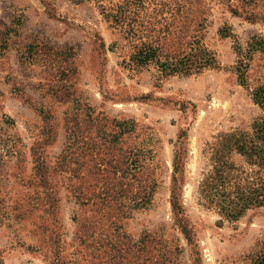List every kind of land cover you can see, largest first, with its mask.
I'll return each instance as SVG.
<instances>
[{"label": "rangeland", "instance_id": "rangeland-1", "mask_svg": "<svg viewBox=\"0 0 264 264\" xmlns=\"http://www.w3.org/2000/svg\"><path fill=\"white\" fill-rule=\"evenodd\" d=\"M142 1L146 34L179 50L164 53L182 56L199 41L215 64L188 76L134 65L121 30L98 9L121 0H0V264L105 262L75 240L74 218L96 209L80 205L79 194L92 192L86 169L100 146L86 122L78 144L69 140L66 119L78 107L83 121L90 108L93 117L126 122L131 131L120 135L113 154L129 157L138 147V183L154 184L147 208H123L121 226L133 241L144 233L162 236L163 253L177 248L170 264H253L264 254V207L219 224L192 200L203 143L221 131L248 129L263 115L255 96L261 91L264 103V0ZM179 147L185 151L181 203L193 245L173 227L170 185ZM41 160L44 170L37 173ZM130 178L118 194L127 204ZM144 249H136L139 264H148Z\"/></svg>", "mask_w": 264, "mask_h": 264}, {"label": "trees", "instance_id": "trees-1", "mask_svg": "<svg viewBox=\"0 0 264 264\" xmlns=\"http://www.w3.org/2000/svg\"><path fill=\"white\" fill-rule=\"evenodd\" d=\"M83 1V0H80ZM144 3L142 0H121L117 5L99 6L102 18L111 26L119 28L131 48L130 61L144 67L155 64L162 76L198 74L207 67H212L215 62L212 55L203 48L199 41L189 43L188 51L182 56L164 53L167 50V41L160 37H152L149 32L150 23L139 19ZM32 55V53H31ZM241 81H244L240 77ZM256 101L263 111V115L253 120L250 128H235L221 131L212 137V141L203 143L200 155L203 166L200 167L197 178L193 184L192 200L194 204L208 212L217 215L219 224H234L248 210L264 207V103L262 92L257 91ZM66 119L69 130V140L78 144L79 132L84 122L87 132L94 133L100 141L98 148H93L91 164L87 167V174L92 177L89 196L79 194L80 205L96 208L90 210L91 215L81 219L74 218L77 224L75 240L98 259L104 255L105 262L92 264H139L138 248H147L148 264H170L171 255L177 248L163 253L166 246L160 235L144 233L139 240L133 241L122 229V219L127 213L123 210L126 206L130 209H144L151 203L154 184L138 183L143 165L139 160V149L133 147L129 157L113 154V145L122 142V134L131 130L124 128L126 122H108L106 119L93 117V110L84 109L87 117L83 121L81 108ZM114 129L109 131V126ZM181 136V135H180ZM179 136V139L181 138ZM68 144V139H67ZM99 151V155L97 154ZM184 150L182 147L175 149L173 154V174L170 185V205L173 227L185 238L188 244L193 245L195 235L181 203V186L185 179ZM129 163H127V159ZM66 156L61 155L59 162H64ZM36 172L41 173L43 160L37 162ZM128 175L134 188L130 195L129 203L118 197L123 186V179ZM122 196V195H121ZM127 209V208H125ZM169 249V248H168ZM133 259V261L131 260ZM253 264H264V254L252 258Z\"/></svg>", "mask_w": 264, "mask_h": 264}]
</instances>
